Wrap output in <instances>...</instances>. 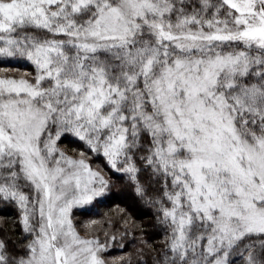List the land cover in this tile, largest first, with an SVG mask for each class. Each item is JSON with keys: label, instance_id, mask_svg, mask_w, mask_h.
Segmentation results:
<instances>
[{"label": "snow or ice", "instance_id": "6c2138e0", "mask_svg": "<svg viewBox=\"0 0 264 264\" xmlns=\"http://www.w3.org/2000/svg\"><path fill=\"white\" fill-rule=\"evenodd\" d=\"M22 62L0 67V264H264V0H0V65ZM117 184L152 218L78 228Z\"/></svg>", "mask_w": 264, "mask_h": 264}, {"label": "trees", "instance_id": "16d2710c", "mask_svg": "<svg viewBox=\"0 0 264 264\" xmlns=\"http://www.w3.org/2000/svg\"><path fill=\"white\" fill-rule=\"evenodd\" d=\"M0 67H12L19 68L21 71L27 69L31 70L26 63L20 64H12V65H0ZM60 143L67 145L68 147L76 148L77 145L69 143L68 140H62ZM61 145V144H60ZM100 163L99 161L93 162L94 165ZM107 171V169H105ZM112 192L116 193V196H113L110 201H106L104 203L95 204L92 206H86L84 209L76 211L79 212L77 215H81L87 217L89 219H97L103 216L105 213L111 215L114 211L115 207L119 205L121 208H127L130 212L136 216V219L147 221L152 218L151 210L147 206L139 207V206H131L134 205V193L131 189H126L123 185L117 184L113 187ZM131 206V207H130ZM17 211L12 206H5L0 204V220H8L13 221L16 219ZM12 225H0V227H11ZM19 231L13 234V238L19 236ZM154 240L161 239L160 236H154ZM128 251V249H120L119 246L114 245L109 248L106 256L111 259L112 257H118L122 255L124 252Z\"/></svg>", "mask_w": 264, "mask_h": 264}, {"label": "rangeland", "instance_id": "374dc122", "mask_svg": "<svg viewBox=\"0 0 264 264\" xmlns=\"http://www.w3.org/2000/svg\"><path fill=\"white\" fill-rule=\"evenodd\" d=\"M60 144H61L60 145L61 147L66 148L69 151V154H71V150L73 149L72 147H68L67 145H64L62 143H60ZM92 162H94V161H92ZM77 213H79V212H77ZM77 213H76V211L74 212V218L76 221H79L77 226H78V228H80L83 225L84 221L89 220V218L81 216L79 214L77 215ZM81 234L83 235L84 233L82 232Z\"/></svg>", "mask_w": 264, "mask_h": 264}]
</instances>
